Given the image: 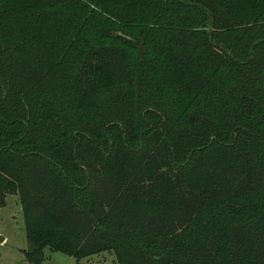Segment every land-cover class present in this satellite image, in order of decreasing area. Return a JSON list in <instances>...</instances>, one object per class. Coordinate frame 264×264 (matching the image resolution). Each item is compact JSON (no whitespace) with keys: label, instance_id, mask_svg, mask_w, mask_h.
<instances>
[{"label":"trees","instance_id":"1","mask_svg":"<svg viewBox=\"0 0 264 264\" xmlns=\"http://www.w3.org/2000/svg\"><path fill=\"white\" fill-rule=\"evenodd\" d=\"M27 264H264V0H0V207Z\"/></svg>","mask_w":264,"mask_h":264},{"label":"rangeland","instance_id":"2","mask_svg":"<svg viewBox=\"0 0 264 264\" xmlns=\"http://www.w3.org/2000/svg\"><path fill=\"white\" fill-rule=\"evenodd\" d=\"M0 264H27L24 251L27 239L24 218L17 195H7L6 203L0 207ZM44 264H117L112 252H103L80 261L60 252L45 250Z\"/></svg>","mask_w":264,"mask_h":264},{"label":"water","instance_id":"3","mask_svg":"<svg viewBox=\"0 0 264 264\" xmlns=\"http://www.w3.org/2000/svg\"><path fill=\"white\" fill-rule=\"evenodd\" d=\"M3 239H4V238L0 236V242H2V241H3Z\"/></svg>","mask_w":264,"mask_h":264}]
</instances>
